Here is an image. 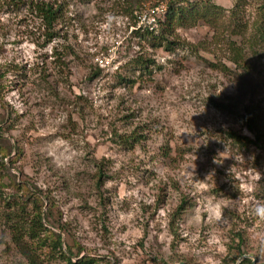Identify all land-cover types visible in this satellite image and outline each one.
Instances as JSON below:
<instances>
[{
	"label": "rangeland",
	"instance_id": "rangeland-1",
	"mask_svg": "<svg viewBox=\"0 0 264 264\" xmlns=\"http://www.w3.org/2000/svg\"><path fill=\"white\" fill-rule=\"evenodd\" d=\"M40 1L60 10L49 43ZM171 1L0 0V147L15 159H0V191L32 216L51 210L28 245L44 264H68L51 258L53 232L74 262L264 264V149L230 135L254 139L247 107L264 134V45L244 33L243 71L230 50L264 0H185L203 19L160 41L156 7ZM107 14L123 22L104 29ZM4 204L0 264H29Z\"/></svg>",
	"mask_w": 264,
	"mask_h": 264
},
{
	"label": "trees",
	"instance_id": "trees-1",
	"mask_svg": "<svg viewBox=\"0 0 264 264\" xmlns=\"http://www.w3.org/2000/svg\"><path fill=\"white\" fill-rule=\"evenodd\" d=\"M187 1L189 2V0ZM183 2L186 1H171L169 6H167L166 15L164 16L163 21L160 22V35L156 36V39H159L160 41H168L169 35H173L174 33L173 30L176 26L175 23H178L180 27H189L195 26L201 19H203L202 17L204 16L200 15L197 10L189 9V7L181 5ZM196 4H198V2ZM35 8L37 16L41 19L42 25L45 28L46 42L49 43L56 37L55 27L59 18L60 10L54 5V3L50 1H40L36 4ZM233 15L235 16L234 13ZM188 22H190V24ZM242 28L243 27H240L241 30H236L233 32V36L239 37L241 39V42L235 40L231 41L230 50L232 52L231 62L236 66L238 70L243 71L245 70V65H243V62L241 60L244 53V47H242V45L245 44L244 41L246 38L244 33L250 30L249 41L252 43V45H264V3L259 7L257 16L252 21V23L250 25L245 24L243 31ZM153 32H156V30ZM153 32H151V35H154ZM152 63L153 61L151 59L143 60L140 58L138 62L139 70L141 72L150 70V65ZM222 69L223 71H229V69L225 66H223ZM214 104L219 108H226L225 105L218 104L216 102H214ZM244 112L245 113L241 116V118L243 119L244 125L248 128V130H250L254 134V139L249 136H237L232 132L230 133V135L233 137H237L240 141H244L246 143L257 146L258 148L264 149V134L260 131V129H257V125L253 120L254 117L252 115L250 107H247ZM5 133L7 132L0 129V141H5L6 139H8L4 136ZM12 148L13 146L11 143H9L8 152H6L5 149L2 150V147H0V159L2 160L1 163L3 164V168L7 169V164L5 163L12 164L15 161L13 157V159L10 158L13 153ZM14 151L16 152L15 156L18 157L20 155L19 149L17 147H14ZM6 156H8L9 158L7 162H5ZM99 170L100 178H102V169L99 168ZM1 178H3V174L0 172V179ZM27 189L28 191H33L32 188L28 187ZM4 196L5 193L0 191V200L5 202L4 205L7 208V211L5 212L6 225L8 224L12 242L22 250H24V254L29 264H44L42 260L33 255L34 252L32 251V249L34 248V245H28H30L29 243L38 244L45 239V234L48 232L46 223L55 225V222L51 219L53 217V215H51V210H49L48 213L46 212V215H44L42 208L40 209V207L37 206V212H35L32 216L31 214L25 212L27 205L26 202H9L6 200V198H4ZM37 198L39 201H41L39 196H37ZM185 204L186 201L182 202V204L178 208V213H182L186 209ZM60 229L62 230L63 227H60ZM53 235L54 240L50 245V248L53 250V256L51 257L52 260H64L67 261L68 264H93V260H89L87 258L78 259L76 262H74V254L72 249L68 248L65 251L63 248L64 244L62 234L53 232ZM240 239L242 240V237H240ZM240 264H253V260L250 258H245L241 261Z\"/></svg>",
	"mask_w": 264,
	"mask_h": 264
},
{
	"label": "clouds",
	"instance_id": "clouds-1",
	"mask_svg": "<svg viewBox=\"0 0 264 264\" xmlns=\"http://www.w3.org/2000/svg\"><path fill=\"white\" fill-rule=\"evenodd\" d=\"M123 22V18L120 16H116L113 14H107L105 16V19L103 23L101 24V27L104 29L110 30L113 26V24H121ZM196 182H203V181H196ZM254 213L258 217L264 218V203L257 204V206L254 208Z\"/></svg>",
	"mask_w": 264,
	"mask_h": 264
},
{
	"label": "built area",
	"instance_id": "built-area-1",
	"mask_svg": "<svg viewBox=\"0 0 264 264\" xmlns=\"http://www.w3.org/2000/svg\"><path fill=\"white\" fill-rule=\"evenodd\" d=\"M156 12L158 13H163V16L166 15V12H167V9L165 6H159V7H156ZM146 19V17H144V20ZM164 19V18H163ZM153 21L155 22V18H153ZM158 23H156L155 25H157ZM153 31H155V29H152Z\"/></svg>",
	"mask_w": 264,
	"mask_h": 264
}]
</instances>
